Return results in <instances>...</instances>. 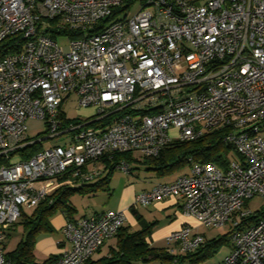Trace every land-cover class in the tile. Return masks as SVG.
Segmentation results:
<instances>
[{
  "label": "built area",
  "instance_id": "1",
  "mask_svg": "<svg viewBox=\"0 0 264 264\" xmlns=\"http://www.w3.org/2000/svg\"><path fill=\"white\" fill-rule=\"evenodd\" d=\"M7 38L16 50L0 59V264H10L4 241L23 209L56 187L100 178L116 154L155 157L218 130L236 154L225 169L189 157L188 173L141 191L132 207L172 197L199 225H229L230 251L216 264H264V214L247 220L264 211L247 206L264 197V0H0ZM73 94L95 113L67 119L61 104ZM29 119L45 123L36 138ZM61 135L27 159L10 156ZM125 220L112 210L66 220L67 245L47 264H84ZM168 241L188 254L205 236L186 224Z\"/></svg>",
  "mask_w": 264,
  "mask_h": 264
},
{
  "label": "trees",
  "instance_id": "2",
  "mask_svg": "<svg viewBox=\"0 0 264 264\" xmlns=\"http://www.w3.org/2000/svg\"><path fill=\"white\" fill-rule=\"evenodd\" d=\"M79 32H73L71 35H79ZM14 39L7 38L0 43V59L9 52L15 51ZM148 110H144V113ZM222 132L220 130L205 133L203 136L189 140H175L165 146L158 156L141 157L142 163L146 169L154 170L160 175H166L172 172L177 166L183 162L189 164L188 158L191 157L194 161H209L213 162L218 167L225 169L228 165V155L233 150L230 146L222 142ZM40 135V134H39ZM37 135L36 137H38ZM29 137V138H36ZM42 149V141L34 142L26 145L17 151L11 153L18 155L22 159H27ZM234 154V152H233ZM121 159H126L131 163L138 160L131 156L130 152L116 154L112 161L103 159L106 166L105 173L92 183H80L77 186L61 185L53 189L37 206L30 212H23L18 221L12 228L21 227L22 233L20 239L11 250H6L5 255L10 264H38L35 262L33 255L34 242L39 233L51 231V217L61 211L65 213L68 220H74L73 215L76 213V208L72 203V198L75 196L93 195L97 191H110L111 175L115 171V165ZM8 159L0 155V165L7 164ZM131 171V170H130ZM74 184V183H73ZM130 210L137 216V211L134 208ZM264 214V211H257L254 215L247 218L248 221L255 220L258 216ZM138 218V217H137ZM154 222H147L139 218L140 228L131 230L129 226H122L118 229L115 238V244L109 246L105 255L99 258H89L85 264H152L155 262L176 261L178 264L198 263L207 259L220 245L221 240H224L230 246L229 233L223 238H213L204 242L195 252L174 255L169 253L165 248L152 247L147 238L151 234V227ZM9 236V233L7 234ZM6 245L4 243V249ZM102 246L97 250L101 251ZM56 255L50 256L41 264H47Z\"/></svg>",
  "mask_w": 264,
  "mask_h": 264
},
{
  "label": "crops",
  "instance_id": "3",
  "mask_svg": "<svg viewBox=\"0 0 264 264\" xmlns=\"http://www.w3.org/2000/svg\"><path fill=\"white\" fill-rule=\"evenodd\" d=\"M96 180H93V181H90L87 183H92ZM170 181H172V179ZM164 182H168V181H164ZM79 184L80 183L62 184V185L77 186ZM109 186H110V184H109ZM146 190H147V188H146ZM141 191H144V190L138 191L136 189V187L133 186V184L131 186L124 185L123 187L119 188V192L117 193L116 197L111 196V198H109V200L107 202H105L107 205H105L104 207L94 206V207H92V209L90 211H86V212H79V209L76 205V202L73 201V198H74L73 197L72 203L76 208V213L73 215V219H77L81 216L100 214V213L107 211V210L123 211L125 213V217H126V220H125V223L123 226H129L131 230H136V229L140 228L139 218L141 220H144L147 222H154L153 226L151 227V234L147 238V242L152 247L165 248L169 253H170V249H173L172 254H174V255H183L177 251V249L173 243L168 241V236L172 232L180 229L181 227H183L186 224L192 225L193 226V232H197L196 228L200 225L197 222H196L197 223L196 224L192 220L193 219L192 217L185 216L181 212L180 203L172 197L166 198L163 200H156L145 208H140V206H138L137 208H134L137 211V216H136L130 210V208L132 207V205L134 203L135 196L138 193H140ZM98 192L99 191H97L96 193H98ZM104 192H106L109 196L111 195L110 191H104ZM96 193H94L93 195L75 196V197H90V196H94ZM32 209L33 208H31V209L24 208L23 212L28 213ZM150 216H152V217H150ZM20 217L18 218V220L20 219ZM150 219H153V220H150ZM66 220H68V219H67L65 213H63L61 211L55 213L50 219V225H51L52 230L47 231V232H43V233H39L37 235L35 242H34V248H33V255H34V259H35L36 263L41 264L43 261L47 260L50 256L56 255L58 253L60 247L67 245V243L64 239V234H63V226L66 223ZM12 227L7 231V234L9 233V236H7V234H6L5 241H7V239L8 240L10 239L11 235L18 230L19 226L15 227V228H12ZM20 231L21 232L19 234H17L18 240L20 239L21 233H22L21 227H20ZM207 240L208 239H206V237H205V242ZM5 241H4V243H5ZM110 241H112V242L110 243ZM114 244H115V238L112 236L109 239H107L101 245L102 246L101 251L100 252L96 251V253H94L92 258L96 259V258H99L101 255H105L108 251L109 246H112ZM229 251H230V248H229ZM227 254L228 253H226L225 255H227ZM221 259L217 260L213 264H216ZM142 264H144V263H142ZM152 264H178V263L175 261H167V262H155ZM183 264H189V263L187 261H184Z\"/></svg>",
  "mask_w": 264,
  "mask_h": 264
},
{
  "label": "rangeland",
  "instance_id": "4",
  "mask_svg": "<svg viewBox=\"0 0 264 264\" xmlns=\"http://www.w3.org/2000/svg\"><path fill=\"white\" fill-rule=\"evenodd\" d=\"M140 7V4H133L131 10V13H134L138 8ZM58 43L63 49L68 48V38L67 37H59ZM62 111L66 114L67 119L74 120V119H86L90 116H92L96 108L94 107H78L76 104V97L75 94L70 96L67 100L63 101L61 104ZM45 123L43 120L39 119H29L27 121V134L29 137H36L37 135L41 134L44 131ZM170 135L172 138L178 137V131L176 129H170ZM261 135L264 136V131L261 132ZM68 136L61 135L54 138H46L42 140V148H48L55 144H62L65 141H67ZM233 150L230 151V154L228 155V159H233L236 157V154ZM134 158L138 161L131 163V171L129 173H124L119 169H115L113 174L111 175L110 179V193L109 196L106 192L99 190L98 193H96L94 196L90 197H74L73 201L76 202V205L79 209V212H86L90 211L92 207H104L107 205L105 202L111 198V196L116 197L117 193L119 192V188L126 186H133L136 187L138 191L140 190H149L154 185H156L159 182L164 181H172L179 175L188 173L189 170V164L187 162H183L179 166H177L174 170H172L171 173L166 175H158L154 170L146 169V166L144 163H142V159L139 157V154L135 152ZM16 159V157L12 158V160ZM149 188V189H148ZM248 208L254 212L257 210L264 209V197L262 196H254L250 198L247 202ZM140 208H145L141 207ZM143 211V210H142ZM152 217V216H150ZM154 219V218H153ZM150 219V220H153ZM195 223L196 220L192 219ZM197 224V223H196ZM230 230V227L228 224H225L221 227H206V226H198L196 228V231L198 233H202L205 235L206 239L211 240L213 238H223L226 233H228ZM20 226L18 227V230L14 232L10 239L5 241L6 248L5 250H11L14 248L15 244L18 241L17 234H19ZM112 241H110L111 243ZM230 246L228 243L224 240H221L219 247L211 253V255L198 263H189V264H213L217 260L223 258L226 253H228Z\"/></svg>",
  "mask_w": 264,
  "mask_h": 264
}]
</instances>
